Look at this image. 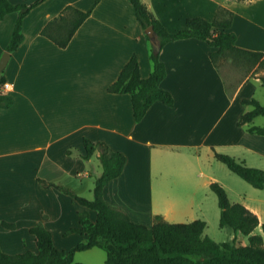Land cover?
Returning a JSON list of instances; mask_svg holds the SVG:
<instances>
[{"label": "crops", "instance_id": "crops-1", "mask_svg": "<svg viewBox=\"0 0 264 264\" xmlns=\"http://www.w3.org/2000/svg\"><path fill=\"white\" fill-rule=\"evenodd\" d=\"M143 1L170 31L184 28L191 16L212 20L218 6L223 5L234 12L231 30L236 33V44L264 52V0ZM95 2L43 0L25 16L24 40L10 52L0 72L9 82L4 93L14 100L10 107H0V232L7 229L2 220L16 224L15 229H9L13 240L6 237L7 242L0 241L4 250L5 246L18 249L23 231L36 251L35 236L29 228L42 222L52 231L50 216L67 213L66 206H72L75 213L73 223L62 220V232L72 238L69 247H61L53 234L55 244L69 249L86 238L78 232L68 233L71 227L80 226L79 212L85 207L71 195L39 181L42 178L64 185L60 178L66 171L71 175V170L56 156L70 150L72 164L84 159L85 137L106 142L113 150L126 154L123 172L106 184L104 197L132 220L148 225L156 214L175 222L181 212L196 206L201 209L193 200L182 204L179 192L172 190L173 182H168L171 175L172 179H186L191 173L207 177L203 181L207 184L219 180L202 168L201 150L206 149L208 155H214L215 150L228 153L250 166H254L250 158H264V135L248 130L258 125L256 117L238 124L240 116L250 110L241 106L242 99L252 98L258 86L263 87L259 73H250L228 86L210 57L214 48L207 41L190 37L169 41L162 47L160 57L167 74L161 86L173 94L175 101L172 106L154 102L137 122L130 94L108 90L134 54L143 77L153 70L152 44L129 0H99L65 47L42 33L50 21L64 14L66 6L88 10ZM17 16V12H11L0 19V59ZM58 22L63 21L58 18L55 25ZM74 146L77 154L72 153ZM185 148H196L195 154ZM159 158L164 162L176 158L177 169H165ZM36 168H40L39 174ZM17 172L23 179L16 182L20 187H13ZM84 175L91 172L85 169ZM243 204L259 216L255 207ZM92 213L95 211L90 210Z\"/></svg>", "mask_w": 264, "mask_h": 264}, {"label": "trees", "instance_id": "trees-1", "mask_svg": "<svg viewBox=\"0 0 264 264\" xmlns=\"http://www.w3.org/2000/svg\"><path fill=\"white\" fill-rule=\"evenodd\" d=\"M42 1L0 0V19L11 12L18 13L10 41L6 46L7 51L16 50L23 42L25 37L23 20ZM98 1L96 0L88 10H81L73 5L66 6L64 14L58 17L63 22L55 25L58 18L50 21L43 28L42 33L59 46H67ZM129 1L144 30L150 25L154 27L161 46L160 51H156L151 45L150 57L153 70L149 76L141 75L139 60L134 54L122 67L116 80L108 87L111 92L130 94L133 115L137 122L142 120L156 101H162L169 106L174 104L173 94L161 86L167 70L160 53L162 47L169 41L190 37L207 41L214 48L210 51V57L217 67L220 60L230 56H242L258 66H264L263 51L242 48L236 44V33L231 30L234 12L223 5L218 6L212 20L191 16L186 19V27L170 31L143 0ZM260 78L264 86V75ZM5 82L6 77L0 73V107H10L14 102L11 95L1 90V85ZM242 102L251 104L253 108L240 116L239 125L264 115V105L258 99L243 98ZM248 130L251 133L264 135V126L252 125ZM84 147L85 159L91 158L97 150L99 151L98 157L102 167L100 175L95 178L93 199L81 196L62 184L42 178H39V181L46 187L54 186L71 195L85 207L79 212L80 226L71 227L68 233L78 232L86 238L69 249H61L55 244L52 231L42 222H38L29 228L30 233L35 236L37 250L7 252L0 243V264H85L76 261L75 254L93 247L106 250V264H264V239L261 234L254 231L260 224L264 231V221L261 222L258 214L245 204L232 202L227 190L218 181L211 182L210 187L215 192L220 207L219 224L221 227L231 228L235 233L231 240L226 241H216L205 234L207 223L203 219L171 222L162 214H156L151 225L132 220L127 212L111 204L104 197L106 184L123 172L127 161L126 154L113 150L106 142H94L87 137L84 138ZM214 155L231 171L253 186L264 187V169L250 166L228 153L215 150ZM90 210L96 213L94 219L91 218ZM1 224L8 229L16 228L14 222L2 220ZM238 232L248 237L247 243L237 240Z\"/></svg>", "mask_w": 264, "mask_h": 264}, {"label": "rangeland", "instance_id": "rangeland-1", "mask_svg": "<svg viewBox=\"0 0 264 264\" xmlns=\"http://www.w3.org/2000/svg\"><path fill=\"white\" fill-rule=\"evenodd\" d=\"M255 66L256 64L245 59L242 56H230L220 60L218 68L224 75L228 86H230L235 85L238 81L244 79L250 73L252 76H255V73H259L257 75H259L260 77L264 75V66H257L256 68ZM253 97L258 99L264 105V86L262 87L259 85L252 98ZM241 104V106H246L250 109L253 107L251 104H246L243 102ZM254 121L255 124L264 125V115L257 116ZM229 149L230 151H233L231 148ZM185 150L187 152H192V154H195L194 152L196 151V148H185ZM72 151V153L77 154V147L74 146ZM201 152V159L203 160L202 168L204 169V171L213 174L219 178V180L215 181H218L226 188L229 198L232 202H248L253 207H255L260 213L259 218H261V222H263L264 187L258 188L253 186L252 184L241 178L239 175L231 171L223 162L218 160L215 155H208L206 153V149L201 150ZM98 153L99 151H96V153L91 156V159H79V161H75L74 164L69 161L68 156L71 155V152L64 154L60 153L56 157H58L61 161L64 160L66 166L65 168L71 170L70 173L72 175H69V173H67L66 171L64 175L61 176L60 181H62L64 185L70 186V188H73L78 191L79 195L84 196L88 199H93L95 178L99 176L102 171ZM256 157L257 158H250V162L254 163V166L264 169V158H261L258 155H256ZM168 161L169 162H164V158H159L160 164L163 163L162 165H165V169L174 172L177 169V166L174 167V164H177L178 160L176 158H169ZM36 169L37 173L39 174L40 168ZM85 169H88L91 172V175L85 176ZM31 171L32 173L33 171H35L34 167H32ZM77 171H81L80 175H77ZM15 174L16 175L14 176V179L16 180L15 182H12L15 183L14 186L12 184L13 187L19 186L18 184H16L17 180L23 179V175H20V172H17ZM27 175L29 174H26V176ZM27 177L24 178L27 179ZM172 177L173 175L168 178V182H173L172 190L175 192H179V201L182 204H186L187 202L193 200L195 201V203H199L201 206V209L196 206L194 208H191L190 210L181 212L175 218V222H189L195 219H203L207 223L205 234L209 235L216 241L231 240L234 237L235 233L229 227L220 226V207L218 204L217 196L215 192L211 189L210 184L203 182L207 179V177H198L195 173L189 174V177H187L186 179L184 177H177L175 179H172ZM176 187L177 189L174 190V188ZM66 208H68L67 213L63 212L60 215L50 216L53 222L52 231L54 234L55 241L58 245H61V247H69V243L72 238L64 236V232H62V220H66L68 222L73 223L74 219V208L72 206H66ZM94 216L95 213H92L91 218H94ZM254 231L258 234H261L264 239V231L262 229L261 224L258 225ZM22 232H20V235H23V238L18 242L19 248L16 250H10L12 248L5 246L6 251L19 252L26 248L32 249L30 245H32L33 242H30L29 237L27 235H24ZM6 237H10L8 238V241L9 239L10 241L13 240V237L12 235H10V230L8 228L0 232V241H3V243L7 242ZM237 240L242 243H247L248 237L238 232ZM75 259L76 261L84 262L85 264H106V250L101 247H93L90 250L79 251L76 253Z\"/></svg>", "mask_w": 264, "mask_h": 264}, {"label": "water", "instance_id": "water-1", "mask_svg": "<svg viewBox=\"0 0 264 264\" xmlns=\"http://www.w3.org/2000/svg\"><path fill=\"white\" fill-rule=\"evenodd\" d=\"M145 32L148 35L153 48L156 51H160L161 46H160L159 39H158V36H157V33L154 27L152 25L148 26L147 28H145ZM9 57H10V52L7 50L4 51L0 59V72L5 68Z\"/></svg>", "mask_w": 264, "mask_h": 264}, {"label": "built area", "instance_id": "built-area-1", "mask_svg": "<svg viewBox=\"0 0 264 264\" xmlns=\"http://www.w3.org/2000/svg\"><path fill=\"white\" fill-rule=\"evenodd\" d=\"M9 87V82H5L4 84L1 85V90L4 92V89Z\"/></svg>", "mask_w": 264, "mask_h": 264}]
</instances>
